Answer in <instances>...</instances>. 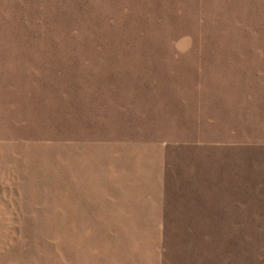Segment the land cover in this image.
<instances>
[{
  "label": "rangeland",
  "instance_id": "rangeland-1",
  "mask_svg": "<svg viewBox=\"0 0 264 264\" xmlns=\"http://www.w3.org/2000/svg\"><path fill=\"white\" fill-rule=\"evenodd\" d=\"M0 264H264V0H0Z\"/></svg>",
  "mask_w": 264,
  "mask_h": 264
},
{
  "label": "trees",
  "instance_id": "trees-1",
  "mask_svg": "<svg viewBox=\"0 0 264 264\" xmlns=\"http://www.w3.org/2000/svg\"><path fill=\"white\" fill-rule=\"evenodd\" d=\"M246 256V255H245ZM247 257V256H246Z\"/></svg>",
  "mask_w": 264,
  "mask_h": 264
}]
</instances>
